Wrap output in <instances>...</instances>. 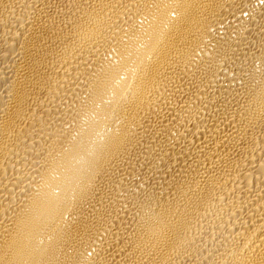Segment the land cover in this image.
Returning a JSON list of instances; mask_svg holds the SVG:
<instances>
[{
    "label": "bare ground",
    "instance_id": "bare-ground-1",
    "mask_svg": "<svg viewBox=\"0 0 264 264\" xmlns=\"http://www.w3.org/2000/svg\"><path fill=\"white\" fill-rule=\"evenodd\" d=\"M0 264H264V0H0Z\"/></svg>",
    "mask_w": 264,
    "mask_h": 264
}]
</instances>
